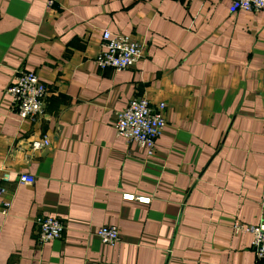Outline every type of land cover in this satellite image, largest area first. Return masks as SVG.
<instances>
[{"label":"crops","instance_id":"obj_1","mask_svg":"<svg viewBox=\"0 0 264 264\" xmlns=\"http://www.w3.org/2000/svg\"><path fill=\"white\" fill-rule=\"evenodd\" d=\"M230 8L0 0V175H10L0 177V264H264L253 235L233 230L264 220V12ZM105 30L142 42V59L98 67ZM18 69L48 87L37 120L19 118L5 92ZM133 98L167 105L150 158L116 136V113ZM43 137L51 144L32 151ZM50 215L64 231L41 243L37 218ZM104 225L121 242L104 245Z\"/></svg>","mask_w":264,"mask_h":264},{"label":"built area","instance_id":"obj_2","mask_svg":"<svg viewBox=\"0 0 264 264\" xmlns=\"http://www.w3.org/2000/svg\"><path fill=\"white\" fill-rule=\"evenodd\" d=\"M56 0H46L48 7H52ZM231 12L245 10L264 12V0H231ZM103 49L96 55L94 62L101 69H126L142 59L144 44L128 34H113L109 30L102 32ZM5 92L10 96L13 110L22 120H37L44 114L45 98L48 87L36 71L18 69L15 71ZM166 103L153 105L148 98H133L128 106L116 113L114 128L117 137L127 142L136 143L150 158L156 152L157 139L164 132L167 121L165 116ZM51 144L48 137L35 139L31 142L32 151H41ZM0 177L9 180L10 175L4 172ZM20 182L33 183L34 177L28 174L19 176ZM125 200H136L148 204L149 196H135L124 194ZM5 203L3 212L9 209ZM38 238L41 243L60 239L64 231L63 222L56 216L37 218ZM235 233L250 232L253 235L252 247L259 261H264V220L257 225H246L239 221L233 223ZM97 236L104 245L115 246L122 240V234L116 225L100 226L96 230ZM86 264H105L103 262H88Z\"/></svg>","mask_w":264,"mask_h":264}]
</instances>
